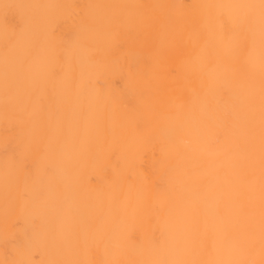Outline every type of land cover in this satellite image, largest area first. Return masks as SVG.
I'll return each mask as SVG.
<instances>
[{
    "label": "bare ground",
    "instance_id": "6f19581e",
    "mask_svg": "<svg viewBox=\"0 0 264 264\" xmlns=\"http://www.w3.org/2000/svg\"><path fill=\"white\" fill-rule=\"evenodd\" d=\"M0 264H264V0H0Z\"/></svg>",
    "mask_w": 264,
    "mask_h": 264
}]
</instances>
